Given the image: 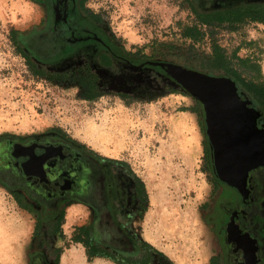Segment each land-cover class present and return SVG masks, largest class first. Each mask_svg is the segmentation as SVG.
I'll list each match as a JSON object with an SVG mask.
<instances>
[{
    "label": "rangeland",
    "instance_id": "rangeland-1",
    "mask_svg": "<svg viewBox=\"0 0 264 264\" xmlns=\"http://www.w3.org/2000/svg\"><path fill=\"white\" fill-rule=\"evenodd\" d=\"M88 4L131 55L196 70L185 60L209 57L212 43H217L234 70L247 81L264 84V24L217 27L193 43L182 36L183 27L195 23L184 0ZM43 16L32 0H0V135L23 137L60 128L108 160L124 163L146 191L142 202L130 198L129 212L135 235L157 250L152 264H214L220 247L209 218L216 186L200 101L168 73L171 79L152 70L101 71V96L95 100L86 98L87 89L77 81L74 67L79 64H55L46 67V75H35L10 32L36 26ZM72 70L74 76L52 75ZM177 85L182 90H174ZM119 91L129 94L126 101L115 94ZM122 124L126 128L120 132ZM89 217L81 206L68 208L61 235L42 241L45 228L38 231L33 217L0 187V220L19 236L8 247L16 251L11 264H31L35 250L54 248L59 264H116L101 257L88 262L84 247L72 241L75 229ZM77 254L81 259H75Z\"/></svg>",
    "mask_w": 264,
    "mask_h": 264
},
{
    "label": "flooded vegetation",
    "instance_id": "flooded-vegetation-1",
    "mask_svg": "<svg viewBox=\"0 0 264 264\" xmlns=\"http://www.w3.org/2000/svg\"><path fill=\"white\" fill-rule=\"evenodd\" d=\"M34 1L44 15L40 26L47 17L44 28L50 42L45 46L33 43L30 51L34 57L39 51L49 59L53 54H60L59 63L79 64L74 68L90 70L98 78L99 92L103 70L118 74L127 67L160 72L170 78L158 61L125 53L102 27L95 16L98 13L89 7V0ZM173 89L182 90L179 86ZM237 91L249 113L256 117L257 128L264 131V108L246 89L237 86ZM115 94L125 101L129 95L122 91ZM204 117L205 149L216 186L209 218L220 247L214 264H264V163L251 168L247 174L243 172L241 181L224 174L223 177L217 167L205 111ZM99 155L67 137L0 135V187L12 193L19 208L33 217L36 224H47L42 231L43 239L52 236L49 229L61 222L62 212L81 206L90 215L85 224H95L94 236L98 238L103 232V237H110V245L116 248L111 251H137L129 208L130 198L140 201L141 182L125 164ZM116 222L122 224V229L111 237L109 232L114 231ZM35 251L38 255L32 257L31 264H55L52 252Z\"/></svg>",
    "mask_w": 264,
    "mask_h": 264
},
{
    "label": "trees",
    "instance_id": "trees-1",
    "mask_svg": "<svg viewBox=\"0 0 264 264\" xmlns=\"http://www.w3.org/2000/svg\"><path fill=\"white\" fill-rule=\"evenodd\" d=\"M36 3L37 1H34ZM186 8L194 15L195 23L187 25L182 29L183 38L192 41L193 43H199L205 39L207 35L212 33V30L217 27L225 25H241L245 22L264 24V0H184ZM96 18L102 21L101 15L96 14ZM47 17L41 26L38 24L32 26L27 30H11L10 39L15 46L16 50L24 57L28 67L35 75H46L44 73L46 67L60 64L59 61L62 55L53 54L50 59L46 54L36 50V56L34 57L32 51L33 43L39 42L42 46L50 43L48 42V31L44 28L46 25ZM234 28V27H233ZM207 29V30H205ZM209 30V31H208ZM112 39L117 40L115 35H111ZM51 38V37H50ZM213 39V37H211ZM118 41V40H117ZM119 43V42H118ZM56 44V41H55ZM54 44V45H55ZM121 48L128 55L129 51L125 46L121 45ZM61 47V45H60ZM131 55V54H130ZM135 56V55H134ZM188 67L204 72L209 75L215 76H227L233 79L237 86L246 89L264 108V84L256 85L250 81H247L239 72L231 67L230 62L225 56V50L217 43H212V52L209 57H190L185 60ZM58 62V63H57ZM78 69V80L87 89L86 98L88 100H95L101 96V92L98 91V78L89 73L90 70L84 68ZM76 72L74 70L67 71L65 73H53L55 76H74ZM200 112L204 115V108L200 102H198ZM44 135H51L56 137H67L74 143H77L81 148L89 150L92 154L100 156L97 152L89 147L78 143L70 135L66 134L60 128H52L43 133ZM116 162V161H115ZM121 163L120 161H117ZM124 164V163H121ZM140 182L141 180L138 179ZM139 200L142 202L146 197V191L144 185L141 182V190L139 191ZM65 212L61 214V222L49 229V233H52L51 237L61 235V225L64 221ZM47 224H36V228L40 231L42 228H47ZM122 229V224L115 223L114 231H110L109 234L115 235ZM95 224H84L78 226L75 229L72 241L74 243H81L86 249V255L88 262H92L96 257L109 259L116 264H152L153 255L157 253V250L150 244L143 242L139 239L134 232L133 243L137 251H111L115 247L110 245V238L103 237V232L98 238L94 236ZM43 241V238L41 237ZM111 249V250H110ZM116 249V248H115ZM44 252V251H43ZM56 257L55 264L58 263L59 251H51ZM38 254H33L32 257H36Z\"/></svg>",
    "mask_w": 264,
    "mask_h": 264
},
{
    "label": "water",
    "instance_id": "water-1",
    "mask_svg": "<svg viewBox=\"0 0 264 264\" xmlns=\"http://www.w3.org/2000/svg\"><path fill=\"white\" fill-rule=\"evenodd\" d=\"M159 65L166 68L167 73L203 105L208 134L215 147L217 167L223 177L229 176L225 170L248 163V154H254L253 163H248L243 169L245 174L264 163V131L257 128L256 117L241 101L233 80L176 64ZM223 165H227L225 169Z\"/></svg>",
    "mask_w": 264,
    "mask_h": 264
},
{
    "label": "bare ground",
    "instance_id": "bare-ground-1",
    "mask_svg": "<svg viewBox=\"0 0 264 264\" xmlns=\"http://www.w3.org/2000/svg\"><path fill=\"white\" fill-rule=\"evenodd\" d=\"M118 126V125H117ZM126 128V126H125V124H122L121 125V127L118 129V131H120V132H122L123 131V129H125ZM116 131H117V129H115ZM254 154H248V158H249V164H251V163H253L252 161V156H253ZM246 156V155H245ZM244 156V157H245ZM248 163H246L245 165H243V166H240V167H236L235 169L234 168H232L230 171L227 169V170H225V173H227L230 177H235V179L237 180V181H241L242 180V176H243V169L244 168H247V164ZM225 166H227V165H223L222 166V168L223 169H225ZM2 227V224H1V222H0V228ZM0 236L2 237V239H3V243H2V245L0 246V261L1 262H3V264H11V262L13 261L12 259H11V261H9L10 260V257L14 254V253H16V251H11V250H8V247H9V245H10V242H11V238L12 239H14L15 240V238H17L18 236H17V233L14 231V227L13 226H11V225H6L5 224V226H4V228H2L1 229V232H0ZM13 256H15V255H13ZM77 255H75V259H78L77 257H76ZM4 258L5 259H7L8 261H4Z\"/></svg>",
    "mask_w": 264,
    "mask_h": 264
},
{
    "label": "crops",
    "instance_id": "crops-1",
    "mask_svg": "<svg viewBox=\"0 0 264 264\" xmlns=\"http://www.w3.org/2000/svg\"><path fill=\"white\" fill-rule=\"evenodd\" d=\"M73 138V137H72ZM92 150H94L93 148H91ZM95 151V150H94ZM95 152H97V151H95ZM0 222H1V220H0ZM1 224H2V227L0 228V232H1V229L2 228H4V226H5V224H3L2 222H1ZM82 225H84V224H82ZM81 226V225H80ZM19 237V236H18ZM15 238V241H17V240H19V238ZM2 243H3V239H2V237L0 236V246L2 245ZM77 244H81V243H77ZM82 246H83V244H81ZM84 247V246H83ZM84 251H86V249H85V247H84ZM78 259H81V256H79L78 254H77V256H76ZM77 259V260H78ZM13 264V263H12Z\"/></svg>",
    "mask_w": 264,
    "mask_h": 264
}]
</instances>
